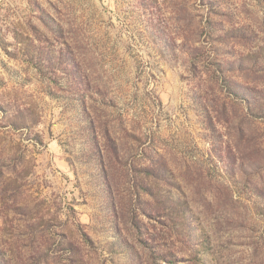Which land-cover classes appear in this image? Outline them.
Returning <instances> with one entry per match:
<instances>
[{"label":"rangeland","instance_id":"1","mask_svg":"<svg viewBox=\"0 0 264 264\" xmlns=\"http://www.w3.org/2000/svg\"><path fill=\"white\" fill-rule=\"evenodd\" d=\"M0 264H264V0H0Z\"/></svg>","mask_w":264,"mask_h":264}]
</instances>
